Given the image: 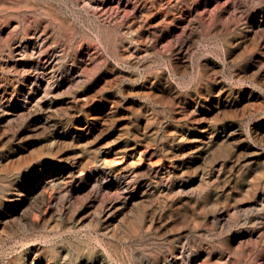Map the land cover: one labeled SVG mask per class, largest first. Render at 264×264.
Masks as SVG:
<instances>
[{
    "label": "bare ground",
    "instance_id": "6f19581e",
    "mask_svg": "<svg viewBox=\"0 0 264 264\" xmlns=\"http://www.w3.org/2000/svg\"><path fill=\"white\" fill-rule=\"evenodd\" d=\"M249 35L255 46L246 53ZM205 36L221 42L226 61L233 58V78L264 89V0H0V160L11 161L16 153L5 149L23 137L51 141L46 155L24 168V178L20 172L0 176V251L6 254L17 242L26 248L21 260L0 257V264H67L71 255L73 264H264V152L242 139L236 119L208 131L193 126L206 101L237 119L248 101L245 94H227L216 62L190 60ZM153 55L168 57L175 79L189 76L185 93L167 69L148 70L130 87L121 83ZM109 57L128 71L113 68ZM101 75L119 93L102 95L106 102L122 105L125 90L138 89L160 110L170 109V118L183 116L177 124L157 117L171 168L108 163L105 156L117 148L140 156L143 143L119 139L101 146L106 130L79 116L80 104L66 99H89L88 84ZM13 108L16 116L8 117ZM95 111L93 119L107 114ZM179 136L185 139L178 142ZM254 141L264 145V116ZM228 147L229 155L218 159ZM157 195L147 230L126 232L119 241L124 246L59 242L79 231L98 198L104 204L99 227L106 230L130 203ZM240 213L245 230L221 242ZM214 238L221 244H201Z\"/></svg>",
    "mask_w": 264,
    "mask_h": 264
},
{
    "label": "rangeland",
    "instance_id": "374dc122",
    "mask_svg": "<svg viewBox=\"0 0 264 264\" xmlns=\"http://www.w3.org/2000/svg\"><path fill=\"white\" fill-rule=\"evenodd\" d=\"M254 39L255 36L253 35H249L248 39H246L244 43V51L246 53H250L254 50ZM196 49L191 55L190 60H195L196 62H205L208 60L216 62L220 66L219 80L224 84L223 87L225 88L227 94L230 97L234 95L235 98H239L241 94H245L246 98H248V101L240 106L238 111V119L234 117V113L232 111L229 110L221 112V108H219L220 105L216 106L215 103L206 101L201 108L204 114L201 115L196 122H194L193 126L198 127L203 131H208L215 126H222L224 124L230 123V121L234 122L236 119L242 134V139L247 143L252 144L257 151L264 152V145H260L258 142L254 141V130L257 128L261 118L264 116V89H262L260 85L253 81L241 80L238 82V80L233 78V58L228 57L226 61L224 50L221 47V42L218 39H214L209 36L201 37L196 43ZM150 59L151 62L147 67H142L139 69V72H130L133 77L131 76V78L124 79L121 83L126 87H130L131 85H134L132 78L140 82L148 70L153 71L158 69H167L166 72L168 73L170 81L179 89V91L182 93L187 91V83L190 81L189 76H187L188 78L186 77L183 79H175L173 76H171L172 74L168 69L167 56L153 55L150 57ZM109 62L115 69L117 68L123 71H128V68L124 66V64L118 63L112 57H109ZM104 71H106L105 67ZM88 85L92 88V93H90L89 99L85 98V96L76 97L75 94L66 96V99L69 104H80V110L78 113V115L80 114L79 116L90 117L89 120L92 124H98L106 130V136L101 137V146H110L119 139H134L135 141H141L143 143L137 152L140 153V156L133 152L123 151L122 148L113 149L110 154L105 156V159L108 160L109 164H112L113 166H119L121 164L132 163L135 166H144L146 168H171L174 165V160L168 153L169 144H162L163 139L159 134L160 126L156 127V124L158 126L157 117L162 115L165 117V120H169V122L171 121L177 124L180 120H178V118L183 117L182 115H180V117L177 116L175 119L170 118V116L174 117L170 109L166 108L164 111L160 110L159 107L156 106L154 102H152L151 98H143L141 96V91L138 89L129 88L125 90L126 96L124 98H120L122 105L116 106L114 103H108L101 99L102 95L112 93L113 95L119 96V93L117 88L115 89V87H112L105 79L102 78V75L99 80L93 81ZM82 88L85 87L80 86L78 89L82 90ZM227 102H229L228 99L225 100V103ZM97 109L101 110L102 112L104 111V113L107 114H102L97 119H93L92 114L95 113V110ZM17 110L18 109L16 108L11 109L7 113V116H16ZM110 111H118V113L113 115L110 113ZM118 120L122 123L121 126L119 128H111L109 130V128L112 127L113 124ZM188 134L191 133L189 132ZM137 135L139 137H137ZM184 139L185 137L183 138V136H179L177 141L181 142ZM91 143L92 140H89L88 143L85 141L84 144L86 145L81 147L85 148L87 147V144L90 145ZM50 144L51 141L47 140L45 137L26 136L14 142L13 144L8 145L5 149V154L8 155L11 152H15L16 156L11 161L6 160L5 158L0 160V176L2 175L8 177L11 173L17 174L20 172L24 178V168L29 167V165L39 157L45 156L49 151ZM76 147V144L72 145V148ZM80 149L82 150L83 148ZM230 149L231 147L221 150L217 154V158L222 159L228 156ZM157 197L158 195L152 197L149 200H139L136 204L130 203L129 207L124 209L123 212H120L119 217L116 218V220L112 222V226L106 230L99 227V220L102 217V208L104 207V204L103 199L98 198L93 202L91 208L87 210L85 222L82 224V227L78 229L80 232L74 231L72 234L65 235L59 240V242L73 246L80 245L81 243H84L82 241L87 240L90 247H95L97 249H99L100 246L105 249L104 246L108 244H110V248H113L114 246H124L122 245L123 243L119 241L124 239L126 232L144 229L147 230L148 220L150 219L153 211L152 204L153 201L157 199ZM77 207L78 205L72 207V212L75 211ZM44 211V216L46 218L47 209H44ZM242 214L243 213H240L236 216V218L235 215L233 216L236 220L235 226L232 229L233 231L231 230L230 233H225L222 235L221 242H224L223 238L229 235L232 236L241 230H245L246 227L242 222ZM44 224H48V219L47 221H44L43 225ZM13 225L15 228H19L18 225L14 223ZM13 225L11 224V227H13ZM8 228L10 227L8 226ZM40 229L41 228H38L33 232L38 234ZM215 239L216 238L207 240L203 239L201 244L203 246H207L209 241H212L215 244H221L220 241L217 242ZM34 243L39 242H28L26 244L29 246ZM253 245L255 244H251L249 247H254ZM196 249L197 246H193L192 250ZM25 250L26 248L23 246V243L17 242L13 245L12 249L8 250L6 254L0 251V257L4 258L2 260H12L14 258H16V260H21V258L24 256ZM66 252H69V250L66 249ZM248 253V251L244 253L246 257ZM62 261L63 260L59 258V262ZM113 263L116 264L117 262L115 261ZM67 264H73L72 255L67 258Z\"/></svg>",
    "mask_w": 264,
    "mask_h": 264
}]
</instances>
